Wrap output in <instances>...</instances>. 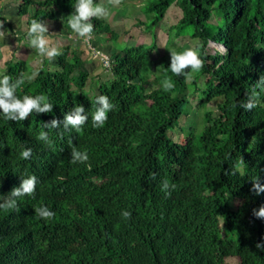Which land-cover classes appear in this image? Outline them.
<instances>
[{
  "label": "trees",
  "instance_id": "trees-1",
  "mask_svg": "<svg viewBox=\"0 0 264 264\" xmlns=\"http://www.w3.org/2000/svg\"><path fill=\"white\" fill-rule=\"evenodd\" d=\"M145 1L151 21H138L151 39L103 50L110 57L106 79L90 75L81 42L60 45L62 54L52 64L43 59L31 79L25 59L0 68V76L24 77L19 97L43 94L53 104L52 113L21 122L0 113V195L22 178L38 181L34 198L18 200L19 212L0 209V264H224L231 256L238 258L233 264H264L256 248L264 244V219L253 215L264 206V192L250 191L257 178L264 187V87L255 88L256 108L240 107L264 76V0ZM75 3L19 0L17 8L28 26L33 19L59 24L58 12L73 13ZM173 5L180 17L169 26L165 51L191 38L189 48L205 61L190 79L171 73V53L157 44ZM92 23L93 34L110 33L105 41L119 36L103 19ZM212 43L223 49L209 52ZM166 77L175 84L171 92L161 87ZM99 95L115 107L104 127L94 128ZM77 103L89 117L81 132L42 129L52 119L62 122ZM189 113H201L203 126L188 127L177 141L171 131ZM41 130L49 132L50 146L37 139ZM73 146L88 153L87 163H71ZM25 148L32 149L29 160L20 156ZM165 179L176 185L167 197ZM41 206L54 218H39ZM125 210L132 213L128 221Z\"/></svg>",
  "mask_w": 264,
  "mask_h": 264
},
{
  "label": "clouds",
  "instance_id": "clouds-1",
  "mask_svg": "<svg viewBox=\"0 0 264 264\" xmlns=\"http://www.w3.org/2000/svg\"><path fill=\"white\" fill-rule=\"evenodd\" d=\"M121 3L122 0H107V4L112 7L119 6ZM109 6L102 3H94V0H76L73 6L74 12L68 16V24L76 34V37H73L72 32H69L67 34L69 43L75 44L81 42L87 47L91 39L92 42H96L93 38L94 25L92 21L93 19H109L111 15ZM6 36V30H3V23H0V38L4 39ZM25 43L31 49L36 50L41 57L49 61L54 60L62 54L60 51V42L50 39L48 25L41 20H31L26 33ZM95 47L100 50L97 45ZM101 51L104 52L102 49ZM87 52L92 56L93 59L91 60H100L102 68H105V65L99 57L92 55L89 49ZM170 53L171 64L169 68L171 73L175 76H183L185 79H190L193 73L199 72L204 67L205 61L200 57L198 51L193 48H189L183 52L170 51ZM37 74L38 73H33L29 79L34 78ZM24 83L25 79L22 76L16 78L6 74L0 76V113H2L4 118L8 121L21 122L33 113L39 115L49 114L53 111V104L49 102L46 95H24L22 98L19 97L17 95V90L20 89ZM256 86L264 87V76H261L259 81L254 85L253 93L248 96L247 101L240 104V107L246 112L252 111L257 107ZM161 87L165 92H171L175 88V84L171 77H166L161 82ZM95 103L97 107L91 116L92 127L102 128L108 120V113L114 109L115 105L110 102L109 97L106 95L97 96ZM88 119L89 117L86 115L83 105L77 103L70 112L65 113L62 122L58 119H52L50 122L42 123V129H58L63 125L64 129L70 127L79 133L84 128ZM37 139L46 145L50 146L52 144L48 131L41 130ZM32 155L31 148H25L20 153L21 158L24 160L31 159ZM88 161L89 155L86 151H80L76 147H72L71 163L85 164ZM153 179H155V175H153ZM252 181L253 186L250 191L254 192L256 195H260L264 192V187L261 186L259 178ZM37 182V177L35 175L22 178L19 187H14L7 196L0 195V200H2V202H0V209L6 212H19L18 200L25 196L34 198ZM160 187L161 191H163L167 197L171 196L176 185L170 184L169 181L165 179L161 182ZM35 214L45 221L53 219L55 215V213L46 206L36 208ZM253 215L256 218L264 219V206H261L259 210L254 209ZM121 217L123 220L128 221L131 219L132 213L127 210L122 211ZM256 248L264 251V244L257 243Z\"/></svg>",
  "mask_w": 264,
  "mask_h": 264
},
{
  "label": "rangeland",
  "instance_id": "rangeland-1",
  "mask_svg": "<svg viewBox=\"0 0 264 264\" xmlns=\"http://www.w3.org/2000/svg\"><path fill=\"white\" fill-rule=\"evenodd\" d=\"M18 3H19V0H0L1 14L4 13L5 18L7 17V19L11 22V24L8 26H6L4 22H0V23H3V29L5 30L6 28L7 30L6 35L9 36L7 37L8 39L13 37V32H18V35L20 36H26V33H27V27H28L27 15H22L18 13V8H17ZM97 3H102V4H105L106 6H109L107 4V0H97ZM146 3L147 2L145 0H122V3L119 6H116V7L109 6L111 15L109 19L105 20V24H107L108 29L114 30L115 32L119 34V36L113 39L109 38L107 39V41H105V38H108L110 34L107 30H105L104 32L95 33L93 35L94 41H96L94 43L98 47H100L102 50L109 51L110 53L111 51H114L113 50L114 48H112L111 46L113 47L121 46L122 48H126L129 44L134 43L137 45L144 41H147V38L151 39L150 35H148L147 37L144 36V33L142 32L143 28L141 27L138 21V20H142L144 21V24H149L151 21L150 14H148L145 11ZM31 11L33 12L32 8L30 12ZM58 13H59L58 15L60 17V21L62 23L57 24L55 21H44V22L48 25V28L51 29V32L57 30L55 31L56 35L61 34L62 36L66 37L64 38L60 36L59 42H60V45H62L66 43V41L69 42V40H66L68 39L67 34L69 32H72L73 37H76V34L72 30L71 31L67 30L66 26H64L65 23L68 24V16L71 15L72 12L71 11H65V12L59 11ZM179 17H180V9L177 6L173 5L171 9L168 11L166 18L160 24L161 27H159V30L157 31V35H158L157 44L160 46V50L164 51L166 55H169L170 51L175 50L177 46H178V50L182 51L183 47L187 49L189 48V45L194 44L191 38H187V39L183 38L182 41L175 40L177 42H175L173 48L165 51L164 45H167V39H168L167 31L169 29V26L175 23L179 19ZM47 22H50V24ZM56 27L60 29H57ZM153 29L154 27L152 26V30ZM125 31H129L128 36L125 35ZM22 39L23 41H19L18 42L19 44L15 42L13 45L12 42H9L10 40H7L5 42L7 43L6 45L0 46V48H3V50L0 49V68L5 67L6 62L10 59H13V60H15L16 58L25 59L28 65V74L26 75L29 79V77H31L33 73H37V70L39 69V67H41L47 61L45 60L44 62L43 59L45 58L41 57L36 52V50L31 49L25 43V37ZM211 45L213 46H210L208 48L209 52H214V50L217 48L223 49V47H221L220 45H215V44H211ZM109 47L111 48L108 50ZM14 48H17V51H15ZM84 57H86L85 67L86 69H88L91 76L102 74L104 79L108 77L107 70L102 68V65L100 62H97V61L93 62V60H90L91 57L88 56V53H85ZM50 63L52 64L51 61ZM152 73L153 72L151 71V74H149L150 79L153 78ZM215 107L216 105H214V103H211L208 105V108L213 109V111L216 113L218 112V110ZM180 122H181L182 127H180L179 129L174 128L171 131V133L173 132L172 137L177 141L186 138L188 134V127L191 126L193 129L198 130V129H201V126H203L202 119H201V113L200 114L199 113L185 114L181 118ZM237 260L238 258L234 256L226 257L223 260V263L233 264L237 262Z\"/></svg>",
  "mask_w": 264,
  "mask_h": 264
},
{
  "label": "crops",
  "instance_id": "crops-1",
  "mask_svg": "<svg viewBox=\"0 0 264 264\" xmlns=\"http://www.w3.org/2000/svg\"><path fill=\"white\" fill-rule=\"evenodd\" d=\"M0 12H1V10H0ZM4 17H5V14L3 13L2 14ZM6 22H5V24H6V26H8L9 24H8V22H10L8 19H7V17H6V20H5ZM8 21V22H7ZM47 23H49L50 24V22H47ZM50 27H52V26H50ZM57 29H60V28H58V27H56ZM4 30V29H3ZM5 30H6V28H5ZM27 30H28V27H27ZM7 31V30H6ZM48 31H49V34H50V39L52 40V41H57V42H59V40H60V36H62L61 34L60 35H56L55 34V31H57V30H55V31H52L51 32V29L50 28H48ZM13 32V31H12ZM7 37H9V36H6L4 39L3 38H0V46H2V45H6L7 43H5L7 40H10L9 42H12L13 43V45H14V43L15 42H17V44H19L18 42L19 41H23V39L22 38H24V37H26V36H20V35H18V32H13V37L12 38H10V39H8ZM19 37V38H18ZM62 37H64V38H66L65 36H62ZM61 37V38H62ZM6 39V40H5ZM66 40H69V39H66ZM66 43H69L68 41H66ZM65 44V43H64ZM63 45V44H62ZM0 49H2L3 50V48H0ZM14 50L15 51H17V48H14ZM31 52V51H30ZM87 52V51H86ZM88 53V52H87ZM88 56L89 57H91V59H93L92 58V56L88 53ZM86 58V57H85ZM90 59V60H91Z\"/></svg>",
  "mask_w": 264,
  "mask_h": 264
},
{
  "label": "built area",
  "instance_id": "built-area-1",
  "mask_svg": "<svg viewBox=\"0 0 264 264\" xmlns=\"http://www.w3.org/2000/svg\"><path fill=\"white\" fill-rule=\"evenodd\" d=\"M87 47H88V49L90 50V52H91L92 55H94V56H96V57H99V58L102 60V62H103V64H104L105 66H108V65H109V61H110V57H109V55L106 54V53H104V52H102V51L99 50L97 47H95V46L93 45L92 39H91V41L87 44Z\"/></svg>",
  "mask_w": 264,
  "mask_h": 264
},
{
  "label": "bare ground",
  "instance_id": "bare-ground-1",
  "mask_svg": "<svg viewBox=\"0 0 264 264\" xmlns=\"http://www.w3.org/2000/svg\"><path fill=\"white\" fill-rule=\"evenodd\" d=\"M221 46V45H220ZM222 47V46H221Z\"/></svg>",
  "mask_w": 264,
  "mask_h": 264
}]
</instances>
